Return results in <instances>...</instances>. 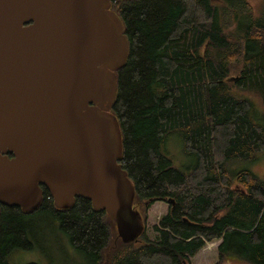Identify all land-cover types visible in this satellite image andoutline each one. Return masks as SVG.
<instances>
[{
	"label": "trees",
	"instance_id": "trees-1",
	"mask_svg": "<svg viewBox=\"0 0 264 264\" xmlns=\"http://www.w3.org/2000/svg\"><path fill=\"white\" fill-rule=\"evenodd\" d=\"M260 2L256 9L251 0L112 1L130 44L112 109L123 135L120 163L145 219L154 202L169 204L155 225L158 235L152 239L145 229L125 244L114 220L89 198L60 210L41 184L44 199L33 212L0 204V264H10L14 250L32 247L27 219L40 213L59 220L90 264H191L215 241L227 263L264 264V180L249 169H229L264 153L254 104L234 93L256 91L264 105ZM172 133L194 158L188 169L163 150Z\"/></svg>",
	"mask_w": 264,
	"mask_h": 264
},
{
	"label": "water",
	"instance_id": "water-1",
	"mask_svg": "<svg viewBox=\"0 0 264 264\" xmlns=\"http://www.w3.org/2000/svg\"><path fill=\"white\" fill-rule=\"evenodd\" d=\"M113 0H0V204L87 197L126 244L145 231L112 110L130 44ZM9 153L13 156L10 157Z\"/></svg>",
	"mask_w": 264,
	"mask_h": 264
},
{
	"label": "rangeland",
	"instance_id": "rangeland-1",
	"mask_svg": "<svg viewBox=\"0 0 264 264\" xmlns=\"http://www.w3.org/2000/svg\"><path fill=\"white\" fill-rule=\"evenodd\" d=\"M251 1L256 9L261 7L260 0ZM234 93L236 96L249 98L253 102L254 116L252 117L264 126V105L260 94L249 89H236ZM162 146L177 167L188 169L193 164L194 158L185 154L184 145L177 133L170 134ZM229 169L233 171L249 169L264 180V153L256 161L233 162L229 165ZM168 209L169 204L164 201L154 202L147 208L146 219L143 216L146 234L150 238L156 239L158 232L155 230V225L161 216L167 213ZM27 223L32 247L30 249H16L10 253V264H90L87 257L72 246L70 239H68L69 236L62 231L59 220L53 215L48 213L35 214L28 217ZM219 242H209L205 245L194 257L190 258L191 264H234L227 263L219 257L217 251ZM116 244L117 242L113 246Z\"/></svg>",
	"mask_w": 264,
	"mask_h": 264
},
{
	"label": "flooded vegetation",
	"instance_id": "flooded-vegetation-1",
	"mask_svg": "<svg viewBox=\"0 0 264 264\" xmlns=\"http://www.w3.org/2000/svg\"><path fill=\"white\" fill-rule=\"evenodd\" d=\"M10 157H12L13 155H9Z\"/></svg>",
	"mask_w": 264,
	"mask_h": 264
}]
</instances>
